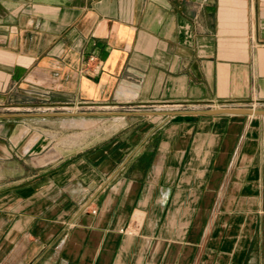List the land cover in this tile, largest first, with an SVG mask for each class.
I'll use <instances>...</instances> for the list:
<instances>
[{"label":"crops","instance_id":"0c3cea01","mask_svg":"<svg viewBox=\"0 0 264 264\" xmlns=\"http://www.w3.org/2000/svg\"><path fill=\"white\" fill-rule=\"evenodd\" d=\"M214 104L264 109V0H0V264H264V114Z\"/></svg>","mask_w":264,"mask_h":264},{"label":"rangeland","instance_id":"374dc122","mask_svg":"<svg viewBox=\"0 0 264 264\" xmlns=\"http://www.w3.org/2000/svg\"><path fill=\"white\" fill-rule=\"evenodd\" d=\"M194 105H191L190 107L187 106H182V107H178V108H187V109H183V110H193L195 109V107H193ZM209 106V105H208ZM202 108H209V107H202ZM256 109H258V107H254ZM72 114V116H67L64 118H53L50 119V121H52L55 129V132H59V134L57 137L61 138V137H72V135L75 134V132L77 133L78 130H81V127L83 129V127H85L87 130H93V129H107L109 127V120L111 119L109 115H99V116H84L79 113V109H72L69 110ZM107 112H109L108 110H105ZM103 111V112H105ZM75 115V116H74ZM34 127H38V128H46L45 122H38L37 124H33ZM61 128H63L64 130H61ZM39 134H35L34 136H37ZM58 141V140H57Z\"/></svg>","mask_w":264,"mask_h":264},{"label":"water","instance_id":"95a60500","mask_svg":"<svg viewBox=\"0 0 264 264\" xmlns=\"http://www.w3.org/2000/svg\"><path fill=\"white\" fill-rule=\"evenodd\" d=\"M202 113L208 115L214 114H264V109H256L251 107H234V106H224V107H214L202 110H181L175 111L173 113Z\"/></svg>","mask_w":264,"mask_h":264},{"label":"built area","instance_id":"2783aa9c","mask_svg":"<svg viewBox=\"0 0 264 264\" xmlns=\"http://www.w3.org/2000/svg\"><path fill=\"white\" fill-rule=\"evenodd\" d=\"M93 58L94 57H91L90 59L91 60H93ZM213 107H209V108H214V107H224V106H226L225 104H214V105H212ZM252 108H254V107H252ZM183 109H187V108H185V107H183L182 109H180V110H183ZM207 109V108H206ZM93 212H95V210H93ZM132 227H130L129 229H125L126 230V232H130V231H132Z\"/></svg>","mask_w":264,"mask_h":264},{"label":"bare ground","instance_id":"6f19581e","mask_svg":"<svg viewBox=\"0 0 264 264\" xmlns=\"http://www.w3.org/2000/svg\"><path fill=\"white\" fill-rule=\"evenodd\" d=\"M116 124H117V123H116ZM116 124H115V126L118 125V124H117V125H116ZM110 125H111V124H110ZM111 126H112V125H111ZM111 126H110V127H111ZM108 129H109V128H108ZM80 136H81V134H80ZM83 137H84V135L82 136V138H83ZM77 138H78V137H77ZM67 142H68V141H67ZM72 142H74V141H72ZM75 144H76V143H75Z\"/></svg>","mask_w":264,"mask_h":264}]
</instances>
